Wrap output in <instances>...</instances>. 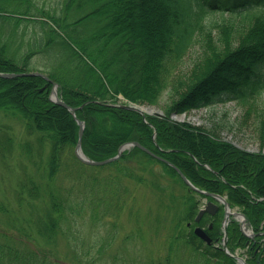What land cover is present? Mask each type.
<instances>
[{
  "label": "trees",
  "instance_id": "16d2710c",
  "mask_svg": "<svg viewBox=\"0 0 264 264\" xmlns=\"http://www.w3.org/2000/svg\"><path fill=\"white\" fill-rule=\"evenodd\" d=\"M214 12L220 20L207 19ZM29 27L32 32L26 38ZM195 42L201 52L190 73L179 85L170 84L168 64L180 61ZM39 57L49 61L39 70L58 82L60 96L77 107V117L86 122L82 148L87 156L109 158L121 144L137 140L177 165L196 186L227 194L231 205L246 213L255 232L264 230V153L240 148L209 127L172 118L174 113L229 98L230 92L246 101L261 94L264 0H61L49 9L36 0H0V71L36 69ZM46 83L36 75L0 76V110L24 121L38 153L45 155L38 162L39 180L20 183L18 202H24L23 190L46 202L45 214L36 219L35 236L13 232L14 227L25 228L9 215L5 225L0 223V264H62V258L52 256L41 242L67 235L69 225L86 213L100 220L112 210L117 215L128 210L131 223L138 221L141 211L128 209L134 197L128 184L150 185L166 196L159 201L171 225L169 249L183 247L181 264H238L221 247L207 245L194 234L204 194L190 188L167 161L135 146L109 164L81 162L74 152L77 119L50 100V84L41 90ZM171 85L172 99L163 116L146 115L145 120L135 110L112 104L122 94L128 101L155 105ZM11 140L4 136L1 149ZM25 154L31 160L35 156ZM97 169L110 174L99 179ZM60 172L67 174L66 180L84 179L88 188L84 198L55 186ZM166 176L184 192L168 189L161 181ZM0 213L8 214L1 204ZM221 220L222 213L205 214L199 224L220 238ZM208 221L214 223L212 229ZM228 233L231 251L250 244L249 264H264L260 237L256 244L249 241L236 221ZM184 250H190L188 257ZM167 258L165 264H174V257Z\"/></svg>",
  "mask_w": 264,
  "mask_h": 264
},
{
  "label": "rangeland",
  "instance_id": "374dc122",
  "mask_svg": "<svg viewBox=\"0 0 264 264\" xmlns=\"http://www.w3.org/2000/svg\"><path fill=\"white\" fill-rule=\"evenodd\" d=\"M59 1L61 0H36L46 9L56 5ZM214 17L217 18L216 20L221 18L218 12H214L208 15L207 19ZM30 28L26 30V38L31 34ZM200 52V44L195 42L180 61L168 64L170 84L179 85L180 81L188 76ZM45 62L49 61L45 57H39L34 66L37 69L46 68ZM171 91L172 85L162 92L158 104H152L149 107L163 111L164 107L171 102ZM118 95H120V101H127L124 95ZM177 118L194 125L209 127L217 135L249 152L264 153V89L260 95H255L248 101L230 92L229 98L207 105V107L185 112ZM4 136L11 137L12 140L7 148L2 150L0 147V204L8 210V214L0 213L2 219L0 223L5 225V220L9 215L11 220L15 219L21 227L25 228L14 227L13 232L22 235L31 232L35 236L36 232L34 233L33 230L36 227V219L45 214L46 202L35 194L29 196L28 192L23 190L24 202L20 204L17 191L21 189L19 186L21 182L23 184L30 179L39 180L38 162L45 155L40 156L38 153L35 137L26 132L24 121L0 110V140ZM24 151L34 154L33 159L36 161L31 160ZM154 168L158 169V166ZM96 173L99 179L110 174L100 169H97ZM65 177L67 174L64 172L58 173L54 181L55 186H59L62 193L66 194L67 190H72L74 195L84 198L88 189L84 179L79 177L78 181L74 182L66 180ZM161 181L167 184L168 189L176 193L184 192V188L179 183L176 184L167 176L166 179L162 177ZM75 184L77 186L73 188ZM128 186L132 189L131 194L134 193L129 203L132 207L128 206V209L141 211L138 221L134 218V222L131 223L130 216L127 214L128 210L120 215L112 210L110 216L107 218L101 216L100 220H94L86 213L81 218L76 217V220L69 225L67 235L59 234L55 242H41L42 246L50 251L52 256H60L62 264H165L169 255L175 258L174 264H181L183 247L171 252L169 249L171 243L168 233L169 230L171 231V225L165 217V208L159 201L161 197L164 200L166 196L157 189L154 190L150 185H133L132 187L128 184ZM157 213L161 215L158 221H156ZM128 233L130 236L125 239L124 236ZM112 237L113 242H111ZM184 251L188 257L190 250Z\"/></svg>",
  "mask_w": 264,
  "mask_h": 264
},
{
  "label": "water",
  "instance_id": "95a60500",
  "mask_svg": "<svg viewBox=\"0 0 264 264\" xmlns=\"http://www.w3.org/2000/svg\"><path fill=\"white\" fill-rule=\"evenodd\" d=\"M29 75H37V76H43L46 78V80L50 83H52V92H51V95L49 98H51V101L53 100L54 102L62 105L63 107L65 106L66 108H68L75 119H77L78 121V124H79V135H78V139H77V145H76V148H75V152H76V155L78 156V158L84 162V163H89V164H94V165H99V164H105V163H109L110 161H113V160H116L118 158L121 157L122 153L124 152L125 149H128V148H131V146H138L140 147L141 149H145L146 151H148L149 153L153 154L151 152L150 149L146 148L144 145H141L138 141H131V142H126L124 144H122L120 146V148L118 149L119 152L115 155V156H111L110 158H107V159H104V160H99V161H95L89 157L86 156L85 152H83V149H82V138H83V134H84V131H85V121L84 120H81L79 118H77L76 116V110L77 108H73L71 107L68 103H66V101L64 99H62L61 97H59L58 95V83L56 81H54L52 78H50L49 76H47L46 74L42 73V72H37V71H29V72H26V71H18V72H0V76L3 77V78H16L18 76H29ZM121 106L127 108V109H133V110H136L140 113L143 114V116L146 114V113H149V114H152V112H156L160 115H162L163 113L161 111H155V110H151L149 108H147L146 106L144 105H139V104H136V103H133V102H127V103H123V104H120ZM174 168L175 170H178L180 175L182 176L183 180L186 181L187 184H189L194 190L196 191H201L203 192L204 194H206L207 196H213L215 197L217 200H219L220 202H223L224 205H225V219H224V234H225V241L227 239V236H228V233H227V225H228V221L230 219V216H234V215H240L243 217V225H242V229L244 230V223H245V220H246V216L242 213V212H236V211H230V203L228 200H226V198L222 195H219L217 193H213V192H208L206 190H203V189H200V188H197L194 183L189 179L187 178V176L183 173V171L181 169H179V167L176 165H174L172 162L168 161ZM218 209V205L214 202V201H209L205 207H202L200 208L199 212H198V215L196 217V221H199L201 219V217L203 216L204 213L206 212H209V213H216L215 211ZM195 233L200 236L201 238H203L208 244H211L213 242V239L209 236V234L206 233L205 229L203 227H196L195 228ZM224 245H226V242H224ZM227 252L230 254L229 250H227ZM240 260H242V264H246L245 263V260L242 258V257H238Z\"/></svg>",
  "mask_w": 264,
  "mask_h": 264
}]
</instances>
